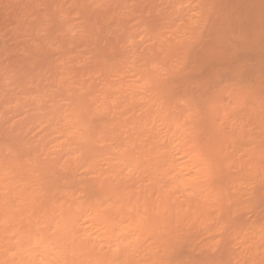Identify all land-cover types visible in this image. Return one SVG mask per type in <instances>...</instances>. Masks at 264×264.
Wrapping results in <instances>:
<instances>
[{"label": "clouds", "instance_id": "1", "mask_svg": "<svg viewBox=\"0 0 264 264\" xmlns=\"http://www.w3.org/2000/svg\"><path fill=\"white\" fill-rule=\"evenodd\" d=\"M0 264H264V0H0Z\"/></svg>", "mask_w": 264, "mask_h": 264}]
</instances>
